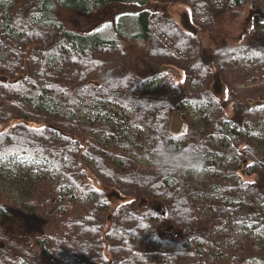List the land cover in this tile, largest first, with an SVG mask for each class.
I'll list each match as a JSON object with an SVG mask.
<instances>
[{"label": "trees", "instance_id": "obj_1", "mask_svg": "<svg viewBox=\"0 0 264 264\" xmlns=\"http://www.w3.org/2000/svg\"><path fill=\"white\" fill-rule=\"evenodd\" d=\"M113 4L136 8L125 13H135L136 28L114 38L69 30L57 15ZM176 5L188 9L196 34L172 16ZM245 6L252 27L231 42L222 26ZM259 6L0 0V160L28 157L58 175L20 202L0 190V264H264ZM206 33L210 44L200 39ZM212 67L224 91L213 86ZM197 106L206 110L196 121L189 110ZM174 111L186 125L178 135ZM168 227L173 234H160Z\"/></svg>", "mask_w": 264, "mask_h": 264}, {"label": "rangeland", "instance_id": "obj_2", "mask_svg": "<svg viewBox=\"0 0 264 264\" xmlns=\"http://www.w3.org/2000/svg\"><path fill=\"white\" fill-rule=\"evenodd\" d=\"M155 6V5H154ZM153 5L150 8L153 9ZM156 10L165 11L166 8L162 5L155 6ZM172 16L186 29L190 30L192 26L188 18V9L185 6L176 5L169 8ZM250 6H245L238 18L226 22L222 27L228 35V40L231 42H238L239 37L243 33H248L252 27V19L249 16ZM259 13L264 14V0H260ZM129 12H136L134 6H124V5H109L104 7L98 12L92 14H81L72 10L59 8L57 9V15L59 19L64 23V25L69 29L80 33L89 32L95 30L103 35L105 38H114L121 27L125 28L127 31H131L136 28L135 19H132L129 15L125 14ZM166 12V11H165ZM168 12V11H167ZM197 33V29H195ZM131 34V33H130ZM201 41L206 44L211 43L210 37L206 34L199 35ZM242 40V39H241ZM28 53V49H30ZM27 54L34 50L33 45H28ZM173 74L178 76V72L174 71ZM1 78V77H0ZM20 80V79H19ZM263 82L257 83V85H263ZM214 86V82H213ZM253 85H246L245 82H236L235 87L238 89L250 88ZM225 87L221 84L219 89L224 91ZM248 90V89H247ZM249 91V90H248ZM206 110V107L197 106L191 107L189 110L190 115L194 120H198L202 112ZM182 118V117H181ZM183 119V118H182ZM262 129V128H261ZM262 131V130H261ZM259 135L262 139V132ZM205 172L202 170H197L195 175L200 177ZM50 176L55 180L58 179V175L52 171L49 167L40 163L34 159L23 157V156H9L4 157L0 160V190L3 192L4 196L10 200L22 201L27 198L33 192V187L45 177ZM174 229L168 227L165 230H161L160 234H173ZM247 230L243 229L242 234H246ZM257 243L259 245L264 244V232H260L257 235Z\"/></svg>", "mask_w": 264, "mask_h": 264}, {"label": "water", "instance_id": "obj_3", "mask_svg": "<svg viewBox=\"0 0 264 264\" xmlns=\"http://www.w3.org/2000/svg\"><path fill=\"white\" fill-rule=\"evenodd\" d=\"M260 17L262 19H264V14L263 13H259ZM197 29L196 27H194L193 25L190 27V30H192L193 34H196V30ZM31 48L28 49V53L30 52ZM161 71L162 72H168V73H174L175 69L171 66H167V65H163L160 67ZM212 70H213V80H214V87L216 89V91H219L220 87H221V79H220V76H219V72L217 71H214V67H212ZM23 76H19L17 79H15L13 82H16L17 80H23ZM2 81L6 82L7 81V78H0ZM97 84V83H96ZM258 105H262L263 103L262 102H257ZM185 122L184 120L181 118V113L180 111H174L172 113V118H171V122H170V131L172 132V134L174 135H178V134H181L184 132L185 130ZM156 211L157 212H164L163 211V208L161 206L160 203L157 204L156 206Z\"/></svg>", "mask_w": 264, "mask_h": 264}]
</instances>
